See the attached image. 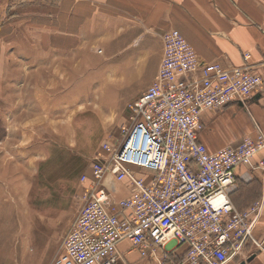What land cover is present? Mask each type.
Listing matches in <instances>:
<instances>
[{
	"label": "built area",
	"instance_id": "2783aa9c",
	"mask_svg": "<svg viewBox=\"0 0 264 264\" xmlns=\"http://www.w3.org/2000/svg\"><path fill=\"white\" fill-rule=\"evenodd\" d=\"M161 41L155 78L127 104L129 124L80 176L81 205L50 264H130L122 242L153 264L238 263L250 245L264 250L254 236L264 192L244 209L229 196L241 167L264 180V136L213 151L198 140L202 112L244 104L264 75L249 52L229 67L201 61L175 29Z\"/></svg>",
	"mask_w": 264,
	"mask_h": 264
},
{
	"label": "rangeland",
	"instance_id": "374dc122",
	"mask_svg": "<svg viewBox=\"0 0 264 264\" xmlns=\"http://www.w3.org/2000/svg\"><path fill=\"white\" fill-rule=\"evenodd\" d=\"M92 18L93 0H0V264H50L81 205L80 176L104 140L118 142L149 80L154 43L133 71ZM258 181L237 185L249 202Z\"/></svg>",
	"mask_w": 264,
	"mask_h": 264
},
{
	"label": "crops",
	"instance_id": "0c3cea01",
	"mask_svg": "<svg viewBox=\"0 0 264 264\" xmlns=\"http://www.w3.org/2000/svg\"><path fill=\"white\" fill-rule=\"evenodd\" d=\"M92 19V28L106 25L112 28L109 35L115 39L111 41L110 50L126 59L125 64L133 71L135 61L139 63L149 58L154 43L155 63L142 89L156 76L162 55L161 36L170 29L183 35L205 63L219 62L236 67L243 64V53L249 52L252 72L264 75V0H93ZM137 69L140 71L139 65ZM14 75L19 74L14 72ZM200 121L198 140L210 151L234 146L244 136H264V86L244 104L232 103L220 110L202 112ZM262 156L264 151L258 153L256 159ZM257 178L263 179L260 170L237 169L236 185L229 194L237 209L251 203L250 198L239 193L237 185L248 186L258 181ZM263 192L264 189L261 194ZM261 224L264 226L263 221ZM254 235L264 248V228L261 226L258 231L255 228ZM119 248L130 264H153L139 259L134 252L128 253L127 242L120 243ZM246 253V257H254L245 264H264V250L250 245Z\"/></svg>",
	"mask_w": 264,
	"mask_h": 264
},
{
	"label": "trees",
	"instance_id": "16d2710c",
	"mask_svg": "<svg viewBox=\"0 0 264 264\" xmlns=\"http://www.w3.org/2000/svg\"><path fill=\"white\" fill-rule=\"evenodd\" d=\"M254 183H255L256 185H259V181H253L251 184H254ZM260 196H261V195H259L258 198H260ZM258 198H257V199H258ZM253 202H254V201H252L251 203H253ZM251 203H250V204H251ZM250 204H249V205H250ZM249 205H247L246 207H248ZM246 207H244V208H246ZM244 208H243V209H244Z\"/></svg>",
	"mask_w": 264,
	"mask_h": 264
},
{
	"label": "water",
	"instance_id": "95a60500",
	"mask_svg": "<svg viewBox=\"0 0 264 264\" xmlns=\"http://www.w3.org/2000/svg\"><path fill=\"white\" fill-rule=\"evenodd\" d=\"M254 257V255H251L247 258V261L251 260ZM239 264H245V261H241Z\"/></svg>",
	"mask_w": 264,
	"mask_h": 264
}]
</instances>
